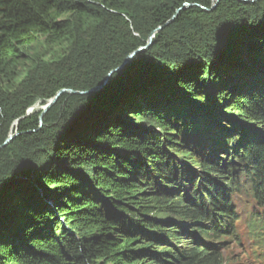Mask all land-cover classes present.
Returning <instances> with one entry per match:
<instances>
[{
	"label": "trees",
	"instance_id": "16d2710c",
	"mask_svg": "<svg viewBox=\"0 0 264 264\" xmlns=\"http://www.w3.org/2000/svg\"><path fill=\"white\" fill-rule=\"evenodd\" d=\"M211 2L0 0V146L18 133L0 149V264H237L235 198L264 223V0ZM161 26L102 91L62 94L41 125L28 112Z\"/></svg>",
	"mask_w": 264,
	"mask_h": 264
},
{
	"label": "rangeland",
	"instance_id": "374dc122",
	"mask_svg": "<svg viewBox=\"0 0 264 264\" xmlns=\"http://www.w3.org/2000/svg\"><path fill=\"white\" fill-rule=\"evenodd\" d=\"M214 3H216V0H212L211 5H213ZM250 4H252V3H250ZM188 7H190V6H186L185 8H188ZM152 40H153V38H152ZM31 48H33L31 50L33 55L37 54L38 56L42 57L43 59H51L54 54H58L61 51V48L45 47L42 44L41 40H38L34 45L31 46ZM47 103L48 102H45L44 104L42 102H37L36 104H38L40 106V108L38 110H42L43 108H45ZM29 110H28L29 113L34 112V111H38V110H32V109H29ZM16 132H17L16 131V127H15V124H14V125H12L10 127L7 137L9 135H15ZM49 201H50V199H49ZM253 204L254 203H253V201L251 199H248V198L243 199V198H240V197L238 198V201L235 203V206L238 209V211L240 212L241 219H245L248 216V213L250 212ZM228 244H229L228 247L224 249V252H225L224 256L231 262H234V263H237V264H245L246 263L244 261L245 257L241 253L242 246L241 245H237L236 246L232 242H229ZM253 261H254V259L252 257H249L248 260H247V264H251V262H253ZM261 264H264V261Z\"/></svg>",
	"mask_w": 264,
	"mask_h": 264
},
{
	"label": "water",
	"instance_id": "95a60500",
	"mask_svg": "<svg viewBox=\"0 0 264 264\" xmlns=\"http://www.w3.org/2000/svg\"><path fill=\"white\" fill-rule=\"evenodd\" d=\"M238 1H241V2H244V3H255L258 0H238ZM218 2H219V0H216V3L211 5V7L209 9H206V8H202V9L207 11V12L211 11L217 6ZM174 17L170 21H172L174 19ZM166 25H167V23H166ZM162 27L163 26L158 27L155 31H153L150 34V36L148 37V40L146 41L144 46L139 47L138 49H136L133 52H131L130 54H128L117 67H115L114 69L109 71L103 77V79L101 80L100 84H98L96 86H93V87L89 88L86 91H81V92L80 91H71V90H62V91L58 92L53 99L48 101L46 107L42 109V112H41V114L39 116L40 125L42 123L41 121H42V118H43L44 114L49 110V108L51 106H53L55 104L56 100L62 94L86 96V95H92V94H95V93H98V92L102 91L105 88V86L109 83V81H110V79H111L113 74L119 73L124 67H126L127 65H129L133 61V59L135 58V56L137 54H140V53L146 51L151 46L152 38L154 37L155 33H157L158 31H160L162 29ZM17 135H18V133H16L15 135H9L6 138V140L4 141V143L0 146V149L3 148L4 146H6L8 143H10ZM13 178L14 179H18L19 176L18 175H13Z\"/></svg>",
	"mask_w": 264,
	"mask_h": 264
},
{
	"label": "bare ground",
	"instance_id": "6f19581e",
	"mask_svg": "<svg viewBox=\"0 0 264 264\" xmlns=\"http://www.w3.org/2000/svg\"><path fill=\"white\" fill-rule=\"evenodd\" d=\"M39 107V105L38 104H35L32 108H30V109H32V110H37V108ZM30 111V110H29Z\"/></svg>",
	"mask_w": 264,
	"mask_h": 264
}]
</instances>
